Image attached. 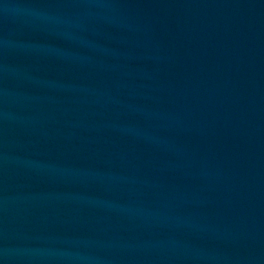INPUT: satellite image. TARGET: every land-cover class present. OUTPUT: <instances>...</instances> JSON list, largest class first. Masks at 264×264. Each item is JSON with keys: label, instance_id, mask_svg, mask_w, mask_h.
<instances>
[{"label": "water", "instance_id": "obj_1", "mask_svg": "<svg viewBox=\"0 0 264 264\" xmlns=\"http://www.w3.org/2000/svg\"><path fill=\"white\" fill-rule=\"evenodd\" d=\"M0 264H264V0H0Z\"/></svg>", "mask_w": 264, "mask_h": 264}]
</instances>
